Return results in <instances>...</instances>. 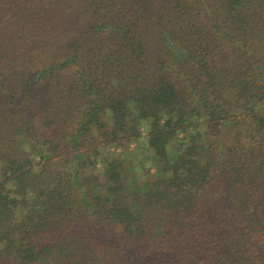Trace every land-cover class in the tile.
I'll use <instances>...</instances> for the list:
<instances>
[{
	"label": "trees",
	"instance_id": "16d2710c",
	"mask_svg": "<svg viewBox=\"0 0 264 264\" xmlns=\"http://www.w3.org/2000/svg\"><path fill=\"white\" fill-rule=\"evenodd\" d=\"M0 264H264V0H0Z\"/></svg>",
	"mask_w": 264,
	"mask_h": 264
},
{
	"label": "rangeland",
	"instance_id": "374dc122",
	"mask_svg": "<svg viewBox=\"0 0 264 264\" xmlns=\"http://www.w3.org/2000/svg\"><path fill=\"white\" fill-rule=\"evenodd\" d=\"M134 149H135L134 142H129L126 147H123V149L121 151V158L125 162H129V161L131 162L132 161L137 165V167H139L140 163L137 161H138V159L144 158V151L140 148L136 152V151H134ZM117 151H120V149Z\"/></svg>",
	"mask_w": 264,
	"mask_h": 264
}]
</instances>
